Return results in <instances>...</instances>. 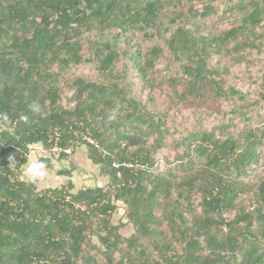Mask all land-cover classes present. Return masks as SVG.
<instances>
[{"label": "trees", "instance_id": "obj_1", "mask_svg": "<svg viewBox=\"0 0 264 264\" xmlns=\"http://www.w3.org/2000/svg\"><path fill=\"white\" fill-rule=\"evenodd\" d=\"M4 113L0 264H264V0H0ZM37 143L107 186L39 189Z\"/></svg>", "mask_w": 264, "mask_h": 264}, {"label": "rangeland", "instance_id": "obj_2", "mask_svg": "<svg viewBox=\"0 0 264 264\" xmlns=\"http://www.w3.org/2000/svg\"><path fill=\"white\" fill-rule=\"evenodd\" d=\"M206 108L202 109H193L189 108L187 110H183L181 106L176 107L172 110L170 118H175L176 124L178 127H184L183 124H192L195 122V126L203 125L204 128L209 129L212 124L218 122V120L213 119L209 111L212 109L213 104L208 103ZM229 102L222 103L218 106V109L226 110L229 109ZM217 110V109H216ZM182 114V115H181ZM241 131V130H240ZM35 147V148H34ZM33 152L31 153L36 159L39 160L40 156L44 157L46 155L45 151H43V147L40 148L39 144H35L32 146ZM51 166H46V177L37 184L39 189L45 188H53L58 187L61 184H65L68 182L67 180H72V184L74 185L71 192H75L83 186H107L108 177L106 175L99 174V168L95 165H92L91 162L87 158V151L84 147L75 148L72 153L65 158H61L58 161H50ZM75 167V168H74ZM70 170L69 176H65L59 173L60 170ZM23 179H26L25 175H22ZM120 204V208L114 213L113 218L118 221L123 217L122 203ZM121 232L125 235H129L132 231L131 225H123L121 226Z\"/></svg>", "mask_w": 264, "mask_h": 264}, {"label": "clouds", "instance_id": "obj_3", "mask_svg": "<svg viewBox=\"0 0 264 264\" xmlns=\"http://www.w3.org/2000/svg\"><path fill=\"white\" fill-rule=\"evenodd\" d=\"M28 108L33 114H37V113L41 112V105L39 104L38 101H33L32 103H30L28 105ZM111 118L112 117H110V119ZM20 119L22 121L28 122V116L27 115H22L20 117ZM0 120H2L4 123H7L9 121V116L7 115V113L0 114ZM37 144H39L40 148L43 147V149H42L43 151H45L50 146L49 145V146L44 147L40 143H37ZM64 149H70L71 152L69 154L62 153L59 158H54L50 153L45 152L46 155H44V157H47L49 159V162L50 161H56V160L58 161L59 159L62 158L63 154L66 157H68L72 153V151H74L75 148L74 149L64 148ZM32 152H33V149L27 155L26 162L23 164V167H22V171H23L24 175L26 176V178L30 182H32L34 184H38L47 175L46 170H45L46 166H45L44 162L40 161V159L38 160L34 156H30V155H32L31 154ZM15 161H16V158L14 156H9L8 157V167L15 168V166H16Z\"/></svg>", "mask_w": 264, "mask_h": 264}, {"label": "built area", "instance_id": "obj_4", "mask_svg": "<svg viewBox=\"0 0 264 264\" xmlns=\"http://www.w3.org/2000/svg\"><path fill=\"white\" fill-rule=\"evenodd\" d=\"M45 152L50 153L54 158H59L62 153L69 154L71 152L70 149H63L59 145L54 144L50 145Z\"/></svg>", "mask_w": 264, "mask_h": 264}, {"label": "crops", "instance_id": "obj_5", "mask_svg": "<svg viewBox=\"0 0 264 264\" xmlns=\"http://www.w3.org/2000/svg\"><path fill=\"white\" fill-rule=\"evenodd\" d=\"M63 175H64V174H63ZM61 176H62V174H61ZM71 182H72V180H71ZM82 186H83V185H82ZM82 186H81V187H82Z\"/></svg>", "mask_w": 264, "mask_h": 264}]
</instances>
